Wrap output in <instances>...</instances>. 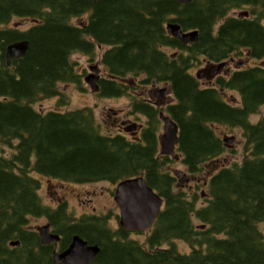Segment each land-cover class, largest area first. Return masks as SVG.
Listing matches in <instances>:
<instances>
[{"label":"trees","instance_id":"trees-1","mask_svg":"<svg viewBox=\"0 0 264 264\" xmlns=\"http://www.w3.org/2000/svg\"><path fill=\"white\" fill-rule=\"evenodd\" d=\"M245 7L250 18L231 16ZM14 21L31 25L21 30ZM168 23L197 31V41L182 43ZM23 40L30 43L27 55L8 66L7 47ZM99 49L105 76L96 96L129 98V115L146 119L134 139L101 132L91 107L35 108L51 98L67 104L61 84L85 92V73L72 56L94 60ZM242 56L261 63L219 75L211 85L192 73ZM263 63L264 0H0V144L11 149L0 154V264H55L57 247L42 244L30 228L35 218L60 235L61 251L75 235L98 245L93 264H264V115L251 121L264 107ZM155 85L170 88L173 102L162 110L179 127L182 165L193 177L205 174L193 190L178 185L170 168L176 161L159 154L161 110L141 90ZM226 91L237 92L241 104L227 101ZM216 126L242 129V162L219 166L227 145ZM38 176L112 185L144 176L164 207L139 241L112 229L110 214L76 218L64 204L45 205ZM176 241L190 250L181 252Z\"/></svg>","mask_w":264,"mask_h":264},{"label":"rangeland","instance_id":"rangeland-1","mask_svg":"<svg viewBox=\"0 0 264 264\" xmlns=\"http://www.w3.org/2000/svg\"><path fill=\"white\" fill-rule=\"evenodd\" d=\"M246 9L238 11L239 13L241 11H244ZM233 15L237 16L238 13L235 12ZM31 25L28 21H14L12 23V26H15L16 28H20L21 30H26ZM169 53L172 52L171 50H168ZM103 51L102 49H99L97 51V57L94 60H91L87 56H83L81 54H75L72 56V60L75 61L76 64H78V71L84 72L85 76L83 77V86L86 89L85 92L80 91L76 85H69V84H61L60 90L61 92L68 98L67 104H60L59 98H51V99H45L43 101H40L35 104V108L37 110H41L42 112H47L50 110H59L60 112L65 111H71L76 110L84 107H91L94 109L95 116L97 118V122L100 126V131L105 134H124L127 135L130 139H134V137L139 136L140 129L143 124L146 123V119L141 116H132L129 115L130 111V100L128 97L123 96L120 98H111V99H105V98H98L95 93H93L90 89V87L85 82V78L87 75L91 74V66L98 65L99 68H101L102 72L101 75L105 76V70L103 66L100 64V56L102 55ZM241 59L238 57L235 58L234 64L230 65L231 69H236L235 67H238L242 65V63H245L246 66H254L257 62L250 61L246 58L242 59V62H240ZM249 64V65H248ZM228 67H225L220 71L219 75H225ZM208 69L206 65L194 69L193 74H199L200 80L202 84L205 85H211L213 84V80L210 77V74L215 69L209 68L208 71H205ZM217 74V73H214ZM213 76V74H212ZM152 88V89H151ZM167 88L168 92L166 93V100L167 103H169L172 100V96L169 93L170 88H168L167 85H155L154 87H149L148 89H141L143 93H147L149 91H152V93H148L147 95L149 99L152 102L156 101V95L157 92L162 89ZM140 91L139 89L137 90ZM133 92V90H131ZM225 99L229 102H233L234 98L238 99L239 95L237 92H231L226 91ZM264 115V107L259 110V112L251 117V121L253 123L258 122L262 116ZM132 125H137L138 130L135 131L132 128L128 130V132L124 131V127H132ZM217 134L220 135L221 138L227 137V151L221 158V163L219 166H228L235 162H242L244 158L246 157V152L244 151V145H245V139L243 137V132L239 128H229V127H217L216 126ZM131 133V135H130ZM229 146V147H228ZM0 154L4 156H9L11 154V149L3 146L0 144ZM171 171L177 176V173H180L181 171H184L187 173L185 167L180 162H174L171 165ZM178 178V185L183 190H192L195 189V186L197 183H203V180L205 179L204 175H199L192 177L193 179L190 180V182H185L183 180H180L182 176H179ZM38 178L41 180V190L39 191V194L41 196V199L45 205L53 206V197L51 196L53 190L51 188L48 189V182L52 181L53 183H60L59 181L50 180L44 177L38 176ZM69 187H78L77 184L73 183H67ZM91 185V184H90ZM86 186V185H85ZM90 186H87L88 188ZM93 187L99 188L100 191H103L104 196H99V198L94 199L93 206L96 208V210L93 211V206L91 208H88L85 203L80 205L75 199L71 200V205L69 206V210L73 215L77 218L81 217L82 215H111L110 218L113 219L112 222H109L110 227L112 229H116L118 227V221L115 222V219L117 216H119V209L114 201L113 193L115 191V185H112L108 182H100L95 183ZM91 189V188H89ZM202 188L200 187L197 191L202 192ZM59 194H61L59 192ZM62 195V194H61ZM55 197V196H54ZM203 201H201L202 203ZM116 217V218H115ZM47 224V221L45 218H35L32 219L30 222V228L36 230L38 227L44 226ZM261 230L264 232V224L261 225ZM146 233L142 234H133L131 237L134 239H137L139 241H144L146 238ZM178 249L181 252H188L190 250V247L182 242V241H176Z\"/></svg>","mask_w":264,"mask_h":264},{"label":"water","instance_id":"water-1","mask_svg":"<svg viewBox=\"0 0 264 264\" xmlns=\"http://www.w3.org/2000/svg\"><path fill=\"white\" fill-rule=\"evenodd\" d=\"M99 0H95L97 3ZM179 3L187 4L191 0H176ZM239 18H248L249 12L239 13ZM171 35L180 40L184 44L196 42L198 32H183L180 25L169 23L167 25ZM30 48L27 40L10 44L7 47L6 58L8 66L12 65V61L24 58ZM219 65V68L223 67ZM91 74L87 75L85 81L93 93L100 90L99 80L101 77V68L98 65L91 66ZM200 78V75H197ZM167 88H162L157 92V100L155 106L163 108L166 105ZM159 118L162 121V132L160 134V154L163 156L178 159L176 148L179 144V127L171 116L161 111ZM181 175V172L178 173ZM115 203L120 210L119 226L131 233L146 232L153 228L157 218L161 214L164 207V200L157 194L146 182L145 177L129 178L117 184L115 190ZM42 244H54L57 246L60 241L58 234L51 232L50 225H44L37 228ZM12 246H19V242H12ZM101 248L98 245H90L79 235L74 236L70 246L62 252H54L53 259L55 264H93L100 253Z\"/></svg>","mask_w":264,"mask_h":264},{"label":"flooded vegetation","instance_id":"flooded-vegetation-1","mask_svg":"<svg viewBox=\"0 0 264 264\" xmlns=\"http://www.w3.org/2000/svg\"><path fill=\"white\" fill-rule=\"evenodd\" d=\"M246 8H248V7H245L243 9H246ZM238 11H240V10H237V12ZM233 62H234V59H231L227 63L230 65ZM231 71H232V69H230V67L228 66L227 72L229 73ZM214 73H216V72L214 71ZM214 73L212 72L210 75L212 76V74L214 75ZM149 93H152V91H149ZM155 95H156V98H157L158 95L157 94H155ZM132 129L137 131L138 130L137 125H132ZM94 184L95 183H91V185L90 184H77L78 187H76V186L75 187H69L67 185V183H63V182H60L59 184L58 183H53L52 181L48 182V189L51 188L53 190L51 196L54 198L53 199V206H51V207L52 208H57L58 206L64 204V205H66L69 208V206L71 205V202H72L71 200L68 199V198H70L72 200L75 199L80 205L85 203V205L88 208H91L93 206L94 199L99 198L100 195H102V197L104 196L103 191L99 190V189H101V187H99V188L93 187ZM87 186H90V187L86 188ZM89 188H91V189H89ZM59 192L62 195L59 194ZM113 197H114V193H113ZM92 209H93V211L96 210V208L94 206H93ZM113 219H111V222H112ZM116 221H119V219L116 218L115 222ZM47 224H49V223L47 222ZM59 245L60 244H58V246H57V250L59 252H61V249H59Z\"/></svg>","mask_w":264,"mask_h":264},{"label":"bare ground","instance_id":"bare-ground-1","mask_svg":"<svg viewBox=\"0 0 264 264\" xmlns=\"http://www.w3.org/2000/svg\"><path fill=\"white\" fill-rule=\"evenodd\" d=\"M184 32V31H183ZM185 33H188V32H185ZM86 82V81H85Z\"/></svg>","mask_w":264,"mask_h":264}]
</instances>
